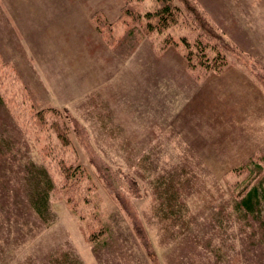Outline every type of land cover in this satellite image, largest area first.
Here are the masks:
<instances>
[{"label":"rangeland","instance_id":"rangeland-1","mask_svg":"<svg viewBox=\"0 0 264 264\" xmlns=\"http://www.w3.org/2000/svg\"><path fill=\"white\" fill-rule=\"evenodd\" d=\"M42 1L50 29L66 24L56 34L69 61L57 63L50 40L47 75L36 66L27 85L35 45L25 27L40 0H0V264H264V220L244 224L232 212L262 177L253 164L264 159V0H172L178 11L162 33L145 31L146 19L116 22L124 0ZM193 6L210 36L195 28ZM71 161L96 186L107 233L93 242L66 200ZM31 163L55 183L48 222L30 205Z\"/></svg>","mask_w":264,"mask_h":264},{"label":"trees","instance_id":"trees-1","mask_svg":"<svg viewBox=\"0 0 264 264\" xmlns=\"http://www.w3.org/2000/svg\"><path fill=\"white\" fill-rule=\"evenodd\" d=\"M154 1H156L155 3L160 2L161 6L157 11L152 13L150 7L153 4H155ZM154 1L152 2L151 6L147 7L146 4L147 1L145 0H124V5L121 9V12L116 22L121 20L125 21L126 19L135 22L136 19H140L137 21H140L143 24L141 19H146L148 24L145 26V29H147L145 31H148L150 33H153L154 31H157L158 33L159 32L162 33L163 31H165L170 27L171 23H173L172 19L175 18V13L178 11V8L173 6L172 0H154ZM190 12L193 15L194 23L197 26L195 28L198 29L199 33L202 35L203 33L209 35L210 34V29H209L210 27L208 26L209 22L207 20H206L207 23L205 21H201L202 19L200 15L202 14L205 18H208V16L205 13L203 14L197 11L195 6H193V10ZM152 19L156 20L157 22L153 24L151 22L153 21ZM216 38L217 37L214 36L213 39ZM196 44H197L196 50L198 52L203 53V56L206 58V61H210L211 58H209L208 55L205 56L206 44L202 43L199 40L196 41ZM186 46L189 48L190 47L189 43L186 42ZM211 49L213 50L214 46H211ZM188 55H190L189 52ZM2 65H4L5 67L4 63H2ZM14 75L15 76H12L11 78V83L21 84L20 78L16 74ZM6 76L3 78V80H7ZM51 109H55V108H51ZM65 112L67 114L68 122L72 123L73 125L72 130L78 132L80 130L81 125L75 118L71 117L67 113V111ZM69 131L70 130L67 128V125L63 124L62 130L57 135L58 138L64 143L63 147H65L64 148L65 150H67L66 147L69 146L71 147L70 140L68 138ZM83 147L85 148V146ZM262 160H263V164L260 163L253 164L254 166L253 169L257 172L258 175H261L262 177L258 178V180L255 183H250L252 185H248L243 190H241L239 193V199H235L233 202L232 212L237 217V219L240 222H243L244 224L249 223L251 221L257 223L259 222V220L260 221L264 220V159ZM106 170H108V168H106L105 171ZM27 172L29 177L28 180L30 181L29 184L30 191L28 196L30 205L33 208V211L42 221L48 222L50 221L51 212H52L50 206V198L55 189V183L52 180L47 168H45L44 166H39L35 163H31V168H29ZM63 176L65 181L68 182L66 183V185L68 187L67 191L69 192H66L67 195L66 200L68 204L71 206L72 210H74L76 214L80 217L82 230L86 232V234L88 235V239L91 242L99 240V238H101L104 234L107 233V229L106 226L100 224L99 221L100 219H98L99 210L97 209V206H94L96 202H93L91 198L93 192L96 191V186L93 185L90 175L83 166L71 161V164L64 169ZM101 179L105 183L106 189L109 191L112 190L110 184L111 182L105 173L104 176H101ZM129 185L130 188L134 186L138 189L137 182L134 179L130 182ZM111 192L114 191L112 190ZM73 195L81 197L84 200V204H86V206L88 207L87 217L92 218L90 219V221L89 219L86 220L85 216L81 214V212L86 213V210H83V208L79 204H76L78 199L72 197ZM116 197L121 199L120 190L116 191ZM89 210H94V212L92 211L89 212Z\"/></svg>","mask_w":264,"mask_h":264},{"label":"crops","instance_id":"crops-1","mask_svg":"<svg viewBox=\"0 0 264 264\" xmlns=\"http://www.w3.org/2000/svg\"><path fill=\"white\" fill-rule=\"evenodd\" d=\"M45 1L50 2L49 0H45ZM44 3L45 2L42 1V4H41V0H40V2H38L37 5L35 3L32 4V7H34L32 9L33 10L32 11V14L34 13L33 14V20L31 22L29 20L27 22L26 27H25V30H27V36L29 37V40H30L29 32L33 31L34 45H35L32 48V50H31L32 51L31 52L32 55L29 58L30 59L29 60V66H28L27 63L25 65V67L19 66V68H20L19 70L20 71H24L25 70V72H26V75H27V85L34 84L33 82H35V78H33V76H32V73H34V71H32V70H34L38 66H40V68L42 70V73L43 74H46V71H47V69H45L46 68V65L47 64H50V59L53 57L52 56L50 58V52H51V50H55V52L59 54V55H55V56H57V63H58V60L63 61V62H68L69 61L68 58L66 57V50L67 49H70V48L68 47V44L65 41L66 37H65V35H61L60 36V35H57L56 34L58 32L64 33L65 30H66V28H67L66 27V24L64 23V25L62 26V22H60V25H58L59 24L58 23L59 20L56 19L54 21V24L55 25H53V28L50 29L51 24L48 22L49 20H47V18L45 16V11L43 12L42 9H37V8H40V7H44ZM64 5L65 4H60L59 3L57 7L64 6ZM45 6H46V4H45ZM99 11H102V10H99ZM65 21H66V19H65ZM80 23L81 22H78V21L76 23V19H73V21L70 22V24H71L70 31H73L75 33V36H77V30H78V27L76 28V25L78 26ZM31 26H32V28H31ZM52 30H53V32H52ZM73 36H74V34H73ZM56 39L58 40V42L56 41ZM50 40L51 41H54L55 40L56 46H52L51 50H50V48H47L50 51L49 52H46L44 50L43 46H45L46 44H48V42ZM28 43H29V41H28ZM71 44L75 45L74 42H72ZM77 47L78 46H76V48ZM60 48H62V49H60ZM43 50L45 51V53H44ZM73 50H75V48L72 49V51ZM33 60L35 61V63H34ZM37 62H39V64ZM17 64L19 65L18 62H17ZM21 67L24 70H22ZM101 68H102V70H104V66L103 67H100L99 69H101ZM87 82L88 81H86V86L88 88L89 87V84H87ZM35 84H38V83H35ZM44 84H45V86H48V84H46V83H44Z\"/></svg>","mask_w":264,"mask_h":264}]
</instances>
